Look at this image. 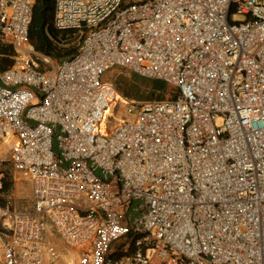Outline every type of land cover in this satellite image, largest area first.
Segmentation results:
<instances>
[{
  "label": "built area",
  "instance_id": "obj_1",
  "mask_svg": "<svg viewBox=\"0 0 264 264\" xmlns=\"http://www.w3.org/2000/svg\"><path fill=\"white\" fill-rule=\"evenodd\" d=\"M34 0H0V143L31 187L4 198L0 264H264V0H54L80 39L60 62L29 42ZM112 69L173 99L125 103Z\"/></svg>",
  "mask_w": 264,
  "mask_h": 264
},
{
  "label": "trees",
  "instance_id": "obj_2",
  "mask_svg": "<svg viewBox=\"0 0 264 264\" xmlns=\"http://www.w3.org/2000/svg\"><path fill=\"white\" fill-rule=\"evenodd\" d=\"M53 18L54 0H34L29 26V42L37 52L49 56L53 61L60 62L76 53L80 39L74 35L67 36V34L56 31L53 27ZM13 54L14 51L11 46L0 43V71L11 65ZM143 88V91H150V95L145 97L149 98L148 100L173 99L176 96L174 88L170 90L168 85L159 80H149L145 86L143 85ZM140 90L142 89L139 88L136 92L139 91L140 93ZM126 94V97H134L139 101L143 100L142 95H130V92H126ZM165 94L171 95L164 98ZM11 187V179L5 176L3 178V192L10 191Z\"/></svg>",
  "mask_w": 264,
  "mask_h": 264
},
{
  "label": "rangeland",
  "instance_id": "obj_3",
  "mask_svg": "<svg viewBox=\"0 0 264 264\" xmlns=\"http://www.w3.org/2000/svg\"><path fill=\"white\" fill-rule=\"evenodd\" d=\"M0 43L10 46L5 42ZM54 63L57 62L54 61ZM105 79L110 81L114 85V88L116 89L118 95L121 96L120 99L115 100L114 103L109 106V113L105 121L106 125L104 126L105 130H109L113 128L114 125H116L118 120H120L122 117H126L127 115L125 110V103L122 97L131 101L139 102V100L135 99L134 97H126V92H130V95H142V101H147L149 99L145 97L150 95V91H143V85L145 86L150 79L138 77L137 75L127 73L120 69H112L106 74ZM139 88L142 89L140 90V93L139 91L136 92V90ZM168 88L172 90V87L168 86ZM170 95L171 94H165L164 98L170 97ZM8 158L9 147L0 143V173L3 175V177L8 176V178H10L12 181L11 190L8 192H4L3 196L4 198L10 196L11 201L13 202V206L17 210H28L31 208L30 184L25 177L19 176L12 171L8 162ZM47 237L48 239H51L53 241L58 252L61 253V257L56 262V264H72L71 262L74 261V258L69 254L66 246L62 242H60V240L56 239L54 234L51 232L47 234ZM46 264H49V261H47Z\"/></svg>",
  "mask_w": 264,
  "mask_h": 264
},
{
  "label": "crops",
  "instance_id": "obj_4",
  "mask_svg": "<svg viewBox=\"0 0 264 264\" xmlns=\"http://www.w3.org/2000/svg\"><path fill=\"white\" fill-rule=\"evenodd\" d=\"M4 145H7L8 146V144H7V141L6 142H4L3 143ZM13 171V170H12ZM15 173V172H14ZM16 174V173H15ZM22 177H24V176H22ZM27 180V179H26ZM31 189V188H30ZM57 262V261H56ZM56 262L55 263H51V264H56ZM50 264V263H49Z\"/></svg>",
  "mask_w": 264,
  "mask_h": 264
},
{
  "label": "bare ground",
  "instance_id": "obj_5",
  "mask_svg": "<svg viewBox=\"0 0 264 264\" xmlns=\"http://www.w3.org/2000/svg\"><path fill=\"white\" fill-rule=\"evenodd\" d=\"M120 95H117V97H119Z\"/></svg>",
  "mask_w": 264,
  "mask_h": 264
},
{
  "label": "water",
  "instance_id": "obj_6",
  "mask_svg": "<svg viewBox=\"0 0 264 264\" xmlns=\"http://www.w3.org/2000/svg\"><path fill=\"white\" fill-rule=\"evenodd\" d=\"M53 37V35H51Z\"/></svg>",
  "mask_w": 264,
  "mask_h": 264
}]
</instances>
